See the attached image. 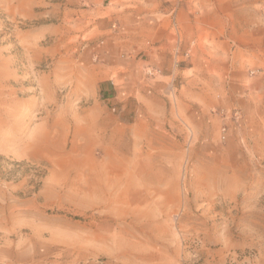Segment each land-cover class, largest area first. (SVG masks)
I'll list each match as a JSON object with an SVG mask.
<instances>
[{
  "label": "rangeland",
  "instance_id": "374dc122",
  "mask_svg": "<svg viewBox=\"0 0 264 264\" xmlns=\"http://www.w3.org/2000/svg\"><path fill=\"white\" fill-rule=\"evenodd\" d=\"M0 264H264V0H0Z\"/></svg>",
  "mask_w": 264,
  "mask_h": 264
},
{
  "label": "crops",
  "instance_id": "0c3cea01",
  "mask_svg": "<svg viewBox=\"0 0 264 264\" xmlns=\"http://www.w3.org/2000/svg\"><path fill=\"white\" fill-rule=\"evenodd\" d=\"M91 67L89 69L90 75H92V77H94L95 79H97V84L100 85L101 87L98 88V92L101 91L102 95H106L107 94V90L108 88H106L104 85L106 83V78L103 76H99V73L95 72V68H93L92 66H94L92 63L88 65V67ZM88 70V69H87ZM97 91L94 92V95L97 96ZM104 105L103 103H98L96 105H93L92 108V118H91V122L88 123L89 126H92L93 128V132L91 133V137H98V133H97V128L99 127H106L107 126V119L105 118V109H104Z\"/></svg>",
  "mask_w": 264,
  "mask_h": 264
},
{
  "label": "built area",
  "instance_id": "2783aa9c",
  "mask_svg": "<svg viewBox=\"0 0 264 264\" xmlns=\"http://www.w3.org/2000/svg\"><path fill=\"white\" fill-rule=\"evenodd\" d=\"M222 132L223 133L225 132V128L224 127L222 128ZM222 138H224V135L222 136Z\"/></svg>",
  "mask_w": 264,
  "mask_h": 264
}]
</instances>
